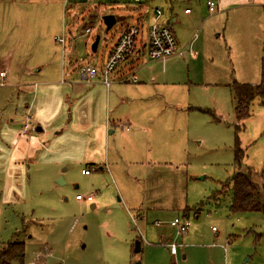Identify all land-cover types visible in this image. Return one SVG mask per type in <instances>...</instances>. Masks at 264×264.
Listing matches in <instances>:
<instances>
[{"label":"rangeland","instance_id":"1","mask_svg":"<svg viewBox=\"0 0 264 264\" xmlns=\"http://www.w3.org/2000/svg\"><path fill=\"white\" fill-rule=\"evenodd\" d=\"M121 2L128 7L0 0V243L23 241V264H264L263 212L229 210L235 172L251 169L264 182V102L256 96L239 120L232 89L263 81L264 6L234 0L211 12L207 0ZM157 6V20L177 15L184 58L146 57L141 82L116 80L110 90L80 78L75 67L90 55L102 65L132 22L123 13L150 16ZM109 13L119 19L107 30ZM65 32L66 57L55 41ZM64 65L74 68L65 82ZM71 102L79 104L73 113ZM48 104L57 112L40 132L38 115L48 111H38ZM26 115L29 138L18 139ZM182 216L191 225L177 235L171 221ZM163 236L183 244L177 255Z\"/></svg>","mask_w":264,"mask_h":264},{"label":"built area","instance_id":"2","mask_svg":"<svg viewBox=\"0 0 264 264\" xmlns=\"http://www.w3.org/2000/svg\"><path fill=\"white\" fill-rule=\"evenodd\" d=\"M77 2L79 4L87 5L96 3L95 6L105 3L119 2L121 0H67V2ZM145 0H133L135 3H143ZM67 5V4H66ZM207 5L211 12H216L218 8L215 5L214 0H207ZM155 19L153 22L145 25L143 22L132 23L126 25L119 34L116 42L113 43L108 51V56L102 65L91 64L92 60H82L78 65V72L82 80L89 81L97 76L101 77L102 82L108 89L113 84L114 73L116 72L119 65L129 61L137 55H143L149 59L157 60L164 59L175 55L178 52V42L173 29L168 24H163L160 20H157L162 15L161 7L154 9ZM186 12H190L187 9ZM92 32V26H87L84 33L90 34ZM69 38L66 33L55 37V41L62 46L63 54H66V46ZM0 76L5 78V71H0ZM136 81L137 76L130 75L124 80ZM31 128V118L28 115L26 122L21 131L22 135H27ZM129 129V127H127ZM83 173L89 174L91 170L83 169ZM77 199H86L92 201L94 199L93 194L82 196L77 195ZM160 224V222H157ZM171 225L177 228V235L184 234L188 231L191 221L187 217H177L171 221ZM167 245L170 252L173 255H177L179 246L183 244L177 243L176 241H168Z\"/></svg>","mask_w":264,"mask_h":264},{"label":"trees","instance_id":"3","mask_svg":"<svg viewBox=\"0 0 264 264\" xmlns=\"http://www.w3.org/2000/svg\"><path fill=\"white\" fill-rule=\"evenodd\" d=\"M232 89L236 99V117L239 120L245 119L250 114L249 110L256 96L261 97L262 102H264V64L263 81L260 84L253 85L251 83L235 82L232 85ZM243 157V149L237 143L235 161L239 166L243 161ZM230 183L232 184L233 192L232 201L229 205L231 213L262 211L264 214V182L259 184L254 181L251 169L245 172L240 170L235 172ZM261 236L264 237V232L259 237ZM24 258L25 243L23 241L0 243V264H23Z\"/></svg>","mask_w":264,"mask_h":264},{"label":"crops","instance_id":"4","mask_svg":"<svg viewBox=\"0 0 264 264\" xmlns=\"http://www.w3.org/2000/svg\"><path fill=\"white\" fill-rule=\"evenodd\" d=\"M133 1V0H132ZM233 1L234 0H214V2H215V5H216V7L218 8V10L217 11H220V10H229V9H232V4H234L233 3ZM249 1H252V2H250V3H247V4H251V3H255V4H258V5H260V6H264V0H249ZM134 3V2H133ZM81 6L83 5V4H80ZM108 5H111V7H114V8H127L128 7V5H127V3L126 2H121V1H119V2H112V3H105V4H101V5H99V6H105V7H108ZM85 7H87V8H89V6H87V5H84ZM98 7V6H97ZM158 7V6H157ZM156 8V7H155ZM187 9H190L189 7H187V8H185V13L186 14H191L192 13V10L190 9V12H186V10ZM79 11H81V9L79 8ZM82 12V11H81ZM109 14H112V13H109ZM123 14H133V17L131 18L132 19V22H130V21H127V23H126V25H129V24H132V23H137V22H143L145 25H147V24H149V23H151L150 22V20H151V18H152V20L153 19H155V12L153 11V13H152V15H145V14H142V13H136V12H125V13H123ZM135 15H137V16H135ZM162 16H163V12H162ZM160 22L161 23H163V24H168L172 29H173V31H174V33H175V35H176V38H177V42H178V52L175 54V55H173V56H171V57H168V58H164V59H157L156 61L157 62H166V61H168L169 59H172V58H179V57H185L186 55H187V49H186V45H182L181 43H180V41H179V39H178V36H177V34H176V31H175V29H174V25L175 24H178L179 23V19H178V17H177V15H175V16H172L170 19H165V20H162V17L160 18ZM126 25H123L122 27H121V30H120V32H119V34L121 33V31L124 29V27L126 26ZM66 33V32H65ZM69 38V37H68ZM70 43H71V38H69V40H68V42H67V44H69L70 45ZM98 46H99V44H98ZM67 47V46H66ZM98 49V48H97ZM96 49V50H97ZM109 51V50H108ZM108 51H107V53H106V56H105V60H106V58H107V56H108ZM70 55V54H69ZM65 57H66V54H65ZM90 57H91V55H90ZM90 57H89V59H90ZM91 58H93L94 59V57H91ZM146 57L145 56H143V55H137V56H135L134 58H132V59H130L129 61H127V62H125V63H122L121 65H119V67L117 68V70H116V72L114 73V78H113V83H114V81H116V80H121L122 79V81H129V80H124L125 78H127L128 76H130V75H136L137 76V80L136 81H134V80H132V81H134V82H141L140 80H139V76H138V74H137V70L139 69V66L142 64V62H144L146 59H145ZM92 60V59H91ZM72 63V62H71ZM103 63H104V61H103ZM102 63V64H103ZM80 64V63H79ZM78 64V65H79ZM64 68H63V81L65 82L66 81V79H68V78H66V77H73V75H74V68L72 69V68H67L66 67V65H64L63 66ZM75 68H77L78 69V66L77 67H75ZM64 71H65V73H64ZM97 78V79H96ZM153 82H154V84H158L157 83V78L156 77H152V79H151ZM74 81H77L78 82V80L77 79H75ZM90 82H93V83H101V84H104L103 82H102V80H101V77L100 76H97V77H95V78H93V79H91V80H89ZM161 84V83H160ZM160 84H158V85H160ZM167 83H163V85H166ZM112 86V85H111ZM160 87V86H159ZM108 90H110V89H108ZM73 102H71V104H66V107H68V110L70 111V109L72 110V113H73V111L75 110V109H78V107H79V104H72ZM59 105V111L61 110V108H62V106L64 105V104H58ZM83 105V107L84 108H86V106L88 105V104H81V106ZM26 107H28V109H31V106L30 105H27ZM91 108H89L88 109V111L90 110ZM39 110V109H38ZM40 110H41V112H40ZM39 111H38V114H41V113H44L45 114V111H48V114H47V116L46 117H44L43 119H40L39 118V115H38V122H37V126H36V129L38 130V131H44L45 130V128L48 126V124H50L49 122L47 123V121H48V119H49V116L50 117H52V116H54V113L56 114V112H57V108H55L54 107V105L53 104H48L46 107H44V106H42L41 107V109H40ZM49 110L51 111V113H49ZM90 112V111H89ZM26 118H27V115H26ZM26 118H25V120H26ZM13 121H14V119H13ZM113 131H111V130H109V133H112ZM58 133H60L59 131L57 132V134ZM22 136H24V137H26L27 135H22L21 133H17V137H18V139L20 138V137H22ZM28 137V136H27ZM29 138V137H28ZM26 139V138H25ZM101 168H103V167H101ZM85 169H87V168H85ZM90 170V169H89ZM79 200V199H78ZM94 200V199H93ZM144 217V215H143V213L142 214H140V215H138L137 214V218L138 219H142ZM157 224V223H156ZM158 225V224H157ZM141 237H140V239H139V241H140V250H142V246H143V238H142V235H140ZM168 241H172L171 240V237L170 236H163L162 237V242L163 243H167ZM182 244V243H181ZM135 245H136V243H135ZM168 246V245H167ZM172 254V253H171ZM185 257V256H184Z\"/></svg>","mask_w":264,"mask_h":264},{"label":"water","instance_id":"5","mask_svg":"<svg viewBox=\"0 0 264 264\" xmlns=\"http://www.w3.org/2000/svg\"><path fill=\"white\" fill-rule=\"evenodd\" d=\"M102 19H103V22H104L107 30H110L117 23V17L115 14H105L102 17ZM100 39H101V36L97 35L94 42H93V45H92L93 51H96V49L98 48V44L100 42ZM92 207H95V204H93ZM139 251H140V241L136 240L135 252H139ZM136 264H140V263H136Z\"/></svg>","mask_w":264,"mask_h":264}]
</instances>
